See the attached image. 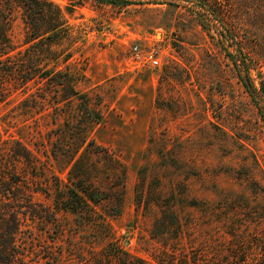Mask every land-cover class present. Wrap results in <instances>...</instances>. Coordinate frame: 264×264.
<instances>
[{
    "label": "rangeland",
    "instance_id": "1",
    "mask_svg": "<svg viewBox=\"0 0 264 264\" xmlns=\"http://www.w3.org/2000/svg\"><path fill=\"white\" fill-rule=\"evenodd\" d=\"M52 1L84 35L73 60L85 67L80 88L102 101L104 118L93 136L125 163L128 174L122 212L111 219L112 236L82 228L70 211H59L54 220L23 218L30 259L99 264L113 238L136 257L152 260L149 251L157 243L149 232L161 215L155 202L161 192L166 199L174 195L188 227L187 249L231 253L240 238L253 257L249 264L264 263V122L244 84L250 80L233 58L257 66L250 69L257 87L264 63L256 61L251 44L225 39L237 33L232 13L215 19L207 0ZM12 39L24 49L21 18ZM154 49L158 65L137 57ZM25 98L21 91H0V132L5 138L24 135L46 161L56 98L47 94L36 113ZM137 186L150 195V204L139 202ZM36 197L52 204L45 193ZM191 201L199 206H189Z\"/></svg>",
    "mask_w": 264,
    "mask_h": 264
},
{
    "label": "trees",
    "instance_id": "2",
    "mask_svg": "<svg viewBox=\"0 0 264 264\" xmlns=\"http://www.w3.org/2000/svg\"><path fill=\"white\" fill-rule=\"evenodd\" d=\"M207 2L211 5L206 9L215 19L223 17L224 21L226 12L232 13L237 33H227L225 39L251 44L256 61L264 63V0ZM18 18L24 24V49L12 39ZM83 37L69 22L65 9L52 0H0V91L23 92L27 107L34 113L41 111L47 94H53L57 122L48 135L46 161L24 141V135L5 138L0 132V264H40L38 255L30 259L31 239L22 237L23 218L54 220L59 211H70L82 228L92 227L106 236L114 234L111 219L122 212L128 168L93 136L104 115L102 101H95L80 88L86 80L85 67L73 57ZM241 49L238 45L237 50ZM233 59L250 80L244 84L264 122V79L257 87L250 75V69L257 66L245 64L243 58ZM38 192L51 197L52 204L41 203ZM138 194L140 203L150 196L137 186ZM146 202L148 205L151 200ZM155 202L161 215L149 232L159 243L149 251L152 260L136 257L111 238L103 247L104 262L99 264H180L183 253L184 264H249L251 254L240 238L231 253H193L184 243L188 227L174 195L166 199L159 192ZM188 205L198 207L199 202ZM57 260L65 262L60 257Z\"/></svg>",
    "mask_w": 264,
    "mask_h": 264
},
{
    "label": "built area",
    "instance_id": "3",
    "mask_svg": "<svg viewBox=\"0 0 264 264\" xmlns=\"http://www.w3.org/2000/svg\"><path fill=\"white\" fill-rule=\"evenodd\" d=\"M137 50V47L135 48ZM159 51L157 49L152 50L151 53L148 54V57H146L147 55L144 54H140L139 52L137 53V57L139 58V60H141L142 62H149L152 63L154 65H158L159 64Z\"/></svg>",
    "mask_w": 264,
    "mask_h": 264
}]
</instances>
